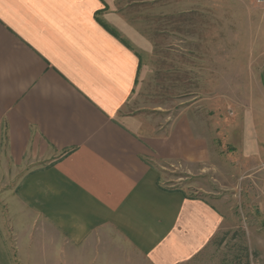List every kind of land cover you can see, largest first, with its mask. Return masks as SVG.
Returning a JSON list of instances; mask_svg holds the SVG:
<instances>
[{
	"label": "crops",
	"instance_id": "obj_1",
	"mask_svg": "<svg viewBox=\"0 0 264 264\" xmlns=\"http://www.w3.org/2000/svg\"><path fill=\"white\" fill-rule=\"evenodd\" d=\"M116 2L0 0V264H183L233 221L160 178L204 189L215 139L187 109L130 111L152 45Z\"/></svg>",
	"mask_w": 264,
	"mask_h": 264
},
{
	"label": "rangeland",
	"instance_id": "obj_2",
	"mask_svg": "<svg viewBox=\"0 0 264 264\" xmlns=\"http://www.w3.org/2000/svg\"><path fill=\"white\" fill-rule=\"evenodd\" d=\"M116 13L152 45L130 111L187 109L215 139L204 189L185 166L161 169L165 185L224 199L233 220L183 264H264V0H117Z\"/></svg>",
	"mask_w": 264,
	"mask_h": 264
}]
</instances>
